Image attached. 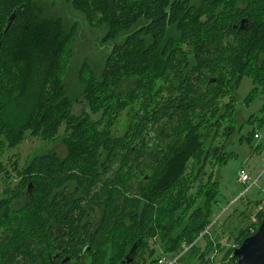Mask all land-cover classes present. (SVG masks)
Instances as JSON below:
<instances>
[{"label": "trees", "instance_id": "1", "mask_svg": "<svg viewBox=\"0 0 264 264\" xmlns=\"http://www.w3.org/2000/svg\"><path fill=\"white\" fill-rule=\"evenodd\" d=\"M61 1L105 26L111 44L100 72L82 62L74 94L77 27L60 3L0 0V152L61 127L68 146L65 157H34L18 186H5L0 264H42L57 252L66 264H121L139 242L137 264L151 237L165 241L164 255L185 245L181 260L195 254L218 195L214 168L238 128L236 89L244 76L264 88V0ZM124 110L130 122L117 134ZM19 195L27 199L13 206ZM90 205L102 210L97 223Z\"/></svg>", "mask_w": 264, "mask_h": 264}, {"label": "rangeland", "instance_id": "2", "mask_svg": "<svg viewBox=\"0 0 264 264\" xmlns=\"http://www.w3.org/2000/svg\"><path fill=\"white\" fill-rule=\"evenodd\" d=\"M57 1L60 3L59 10L66 17V21L76 24L77 27L73 46L74 56L66 83L67 88L74 94L81 89L78 73L82 62L88 61L100 72L111 44L110 42L104 44L101 40L106 31L105 26L96 25L95 20L94 23H89L84 14L74 9L70 4L67 5L61 0ZM123 36L124 34L119 39L121 40ZM235 95V119L238 128L226 142L225 149L230 157L225 163L214 168V179L218 181V195L211 206L210 219L212 222L207 226L209 229L204 234L205 236L199 238V249L195 251V254L190 252L181 260L182 255L190 249V246L186 245L184 251L176 255L166 254L167 257L175 258L174 264H195L200 255H204V259L213 257L214 260H210L212 264H233L236 260L231 248H237L242 234H248V237L255 233L262 221L263 216L261 218V215H264V173L256 184L246 189L247 184L239 181V171L241 167H246L251 177L256 178L264 169V121L249 119L252 115L264 119V110L262 109L264 88L255 84L252 77L244 76L240 80ZM75 109L81 111L82 107L77 105ZM117 118L115 132L122 134L130 122L129 112L124 110ZM241 126L242 128L239 129ZM253 129L255 133L259 132V138L254 137ZM63 138V127H61L52 139L29 134L22 143L14 148H8L5 144L0 152V162L3 164L0 167H3L2 171H5L3 176L0 174V195L6 185L16 187L18 178L22 177L24 168L30 164L34 157L46 153H56L60 157H65L68 146ZM211 170L212 166L209 165L208 172ZM29 187H32V182L29 183ZM26 199L27 195L21 199L20 203L23 204ZM204 201L205 199L201 198L199 204L203 205ZM94 207L98 210L97 219H99L102 210L98 205H94ZM147 244L148 247H144L139 252L137 264H158V261L157 263L150 261L164 255L161 249L166 247L165 241H162L160 237H151L147 239Z\"/></svg>", "mask_w": 264, "mask_h": 264}, {"label": "water", "instance_id": "3", "mask_svg": "<svg viewBox=\"0 0 264 264\" xmlns=\"http://www.w3.org/2000/svg\"><path fill=\"white\" fill-rule=\"evenodd\" d=\"M14 16L15 15L10 18L9 23ZM138 244L139 242L134 243L121 264H129L134 260ZM233 256L237 258L236 264H264V216L256 232L242 241L234 250Z\"/></svg>", "mask_w": 264, "mask_h": 264}, {"label": "flooded vegetation", "instance_id": "4", "mask_svg": "<svg viewBox=\"0 0 264 264\" xmlns=\"http://www.w3.org/2000/svg\"><path fill=\"white\" fill-rule=\"evenodd\" d=\"M2 170H3V167L0 168V174H2V176H3V174H5L4 173L5 171H2ZM20 180H21V178H18V184H19ZM18 184L16 185V187L18 186ZM8 187L10 189H12V190H14L16 188V187H13V186L11 187L10 185H8ZM2 195H3V192L0 195V199L2 197H4ZM25 196L26 195L11 196V198H12V203L11 204L13 206H19L21 204L20 203L21 199H24ZM5 197L9 198L10 196L9 195L8 196L6 195ZM89 212L91 214L92 221L94 223H97L98 222V219H97L98 210H96V208L94 207V205H90ZM0 213H2V212H0ZM5 232L6 231L4 230V228L3 227H0V242H2L3 239L5 238ZM71 259L72 258L70 256H67L66 258L61 257V255L57 252V253H55L53 255L52 254H47V260H44L42 264H45L46 262H47V264H66ZM235 260L237 262V258ZM236 262L233 263V264H236ZM36 263H39V261L38 262H35L34 264H36Z\"/></svg>", "mask_w": 264, "mask_h": 264}, {"label": "built area", "instance_id": "5", "mask_svg": "<svg viewBox=\"0 0 264 264\" xmlns=\"http://www.w3.org/2000/svg\"><path fill=\"white\" fill-rule=\"evenodd\" d=\"M255 138H259L260 134L259 132H256L254 134ZM263 162H264V157H263ZM264 173V169L259 173V175L256 178H252L249 170L246 167H241L240 171H239V181L242 182L243 184H247V188L253 186L254 184H256V182L258 181L259 177H261ZM209 227H207L204 231L201 232L200 237H202L205 233L208 232ZM175 262V258H170L167 257L166 255H162L159 260H158V264H174Z\"/></svg>", "mask_w": 264, "mask_h": 264}]
</instances>
